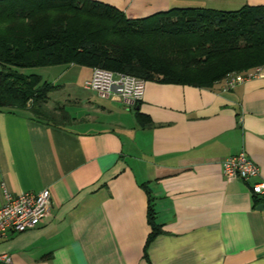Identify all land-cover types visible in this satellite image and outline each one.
<instances>
[{"label":"crops","instance_id":"obj_1","mask_svg":"<svg viewBox=\"0 0 264 264\" xmlns=\"http://www.w3.org/2000/svg\"><path fill=\"white\" fill-rule=\"evenodd\" d=\"M93 1L128 19L171 8L264 6V0ZM62 68V76L91 74ZM70 81L53 84L58 88L48 101L73 86ZM52 103L48 110L61 107L68 124L0 111V207L3 188L13 196L50 193L38 226L0 240V256L9 264H264V195L251 193L253 184L264 182V66L227 90L224 81L211 88L145 82L137 109L150 128L138 127L134 104L112 96L89 91L86 98L53 97ZM241 151L257 176L225 179L220 162ZM142 185L162 231L149 244L148 263L142 257L149 232Z\"/></svg>","mask_w":264,"mask_h":264},{"label":"trees","instance_id":"obj_2","mask_svg":"<svg viewBox=\"0 0 264 264\" xmlns=\"http://www.w3.org/2000/svg\"><path fill=\"white\" fill-rule=\"evenodd\" d=\"M74 66L99 68L164 85L211 88L233 73L264 66V6L233 11L171 8L128 19L93 0H0V111H24L37 122L65 125L60 108L48 110L58 86L16 69ZM134 120L150 128L146 116ZM147 195L149 244L161 234ZM254 196V194H252ZM252 196V197H253ZM257 203L259 200L253 198Z\"/></svg>","mask_w":264,"mask_h":264},{"label":"built area","instance_id":"obj_3","mask_svg":"<svg viewBox=\"0 0 264 264\" xmlns=\"http://www.w3.org/2000/svg\"><path fill=\"white\" fill-rule=\"evenodd\" d=\"M258 68L243 73L229 74L224 79V89L250 80L257 74ZM145 82L141 79L94 68L90 77L83 82V89L94 92L101 98L112 96L124 105H133L143 98ZM221 175L227 180L248 181L257 176V167L243 151L222 160L219 165ZM251 193L264 195V182L251 186ZM3 205L0 207V240L10 233H23L38 226L48 214L50 193L42 189L38 193L24 192L13 196L3 188ZM0 260L10 263L6 255Z\"/></svg>","mask_w":264,"mask_h":264},{"label":"rangeland","instance_id":"obj_4","mask_svg":"<svg viewBox=\"0 0 264 264\" xmlns=\"http://www.w3.org/2000/svg\"><path fill=\"white\" fill-rule=\"evenodd\" d=\"M60 69H63L62 66L44 67V68H25V69H16V70H18L20 73H23L25 75H30V74L40 75L42 80H45L51 84H60V83L64 84L65 83L64 79L66 78H69V80H71L69 83L74 85L73 86L70 85L69 87L65 86L64 90L57 92L56 94H54V96H51L50 100L46 104L48 107L53 106L54 104L52 103L53 97L59 102H62L63 99H66L67 95L69 96V98H73L74 94H76L80 98L83 97L86 98L89 91L87 92V90H85L84 92V90L82 89H83L84 80H87L89 78V73L85 69L82 70L83 71L82 73L70 70L66 72L65 76H62L59 75ZM92 96L94 97L95 95Z\"/></svg>","mask_w":264,"mask_h":264}]
</instances>
